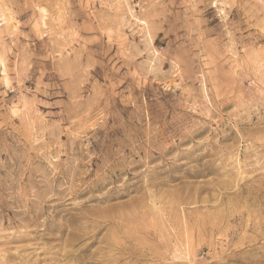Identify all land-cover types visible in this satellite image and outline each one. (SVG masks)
<instances>
[{
	"label": "rangeland",
	"instance_id": "obj_1",
	"mask_svg": "<svg viewBox=\"0 0 264 264\" xmlns=\"http://www.w3.org/2000/svg\"><path fill=\"white\" fill-rule=\"evenodd\" d=\"M0 264H264V0H0Z\"/></svg>",
	"mask_w": 264,
	"mask_h": 264
}]
</instances>
